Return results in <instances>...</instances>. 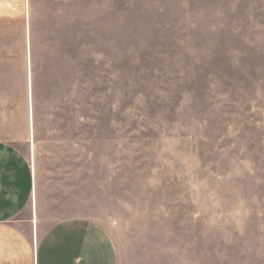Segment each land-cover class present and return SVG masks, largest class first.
<instances>
[{
  "label": "rangeland",
  "instance_id": "374dc122",
  "mask_svg": "<svg viewBox=\"0 0 264 264\" xmlns=\"http://www.w3.org/2000/svg\"><path fill=\"white\" fill-rule=\"evenodd\" d=\"M30 124L122 264H264V0H0V140Z\"/></svg>",
  "mask_w": 264,
  "mask_h": 264
},
{
  "label": "crops",
  "instance_id": "0c3cea01",
  "mask_svg": "<svg viewBox=\"0 0 264 264\" xmlns=\"http://www.w3.org/2000/svg\"><path fill=\"white\" fill-rule=\"evenodd\" d=\"M28 127L25 140H0V264H122L109 229L82 217L53 219L39 141Z\"/></svg>",
  "mask_w": 264,
  "mask_h": 264
}]
</instances>
